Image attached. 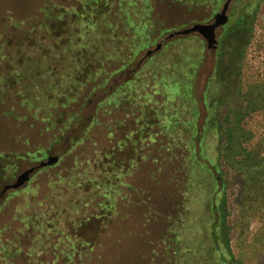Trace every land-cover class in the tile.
<instances>
[{
    "label": "rangeland",
    "instance_id": "obj_1",
    "mask_svg": "<svg viewBox=\"0 0 264 264\" xmlns=\"http://www.w3.org/2000/svg\"><path fill=\"white\" fill-rule=\"evenodd\" d=\"M226 1L120 0L115 65L59 99L37 86L69 71L85 0H0V264H264V0H230L214 48L167 38Z\"/></svg>",
    "mask_w": 264,
    "mask_h": 264
},
{
    "label": "trees",
    "instance_id": "obj_2",
    "mask_svg": "<svg viewBox=\"0 0 264 264\" xmlns=\"http://www.w3.org/2000/svg\"><path fill=\"white\" fill-rule=\"evenodd\" d=\"M118 1L119 3H117ZM114 3L119 4V7L117 8L116 6H113ZM120 6V0H85V3H80V8L76 11V13L83 14L84 11L87 12L79 20V22H77V26L76 22L75 25L72 24V26H75L73 29H71L70 23L65 24L66 26L69 25L67 28L68 30H73L75 32H70L65 40L66 43L60 48L65 49L64 51H66V49L68 50L67 64H63V62L61 63L63 66H66L69 71L61 75V77L60 75H55L53 73L52 75H54V79L52 81L48 82V80H44V83H40L37 86V89L39 88L38 90L40 92L39 96H45L46 98H49L51 95L52 98L60 96L58 97L60 99L63 98L62 96L65 95L64 93H66L68 96L73 95L75 92H77L76 88L78 87L77 85L79 81L77 76H79L78 72L81 71V68H87L92 64L95 65V62H103L104 58L106 59L108 55L111 56L109 57L111 61L108 60V64L115 65L118 59L116 58L118 54L115 50L117 47L123 44L121 41V36L123 35L125 28L132 30L130 20L128 19L129 14ZM128 11H130V9ZM90 14H92V16L98 14L102 15V21L97 22V20H94L93 17L90 19ZM56 20L59 21L57 17H52L49 24L48 22L46 24L44 20L43 22L40 21V29H43L47 34L53 32L54 29L57 28V26H55ZM63 25L64 23H61L60 28H63ZM55 39V36H51L48 40L40 39L42 43L32 47L38 46L40 49L45 50V52L53 54L54 51L52 48H57L55 44H57V46L59 44V42H55ZM13 47L16 48V45L13 44ZM28 47H31V45ZM55 59L56 56H51L50 59H44V61L47 62L35 61L33 63H28V69H26L33 71L32 68H42L40 70L44 74L46 72L45 70H48V64L51 66V68L53 65L57 64V59ZM40 70L38 72H40ZM74 128H76V125ZM114 160L116 159L114 158ZM168 243V249L173 254L175 249H178V242L173 238H169ZM172 264L182 263L179 261H173ZM213 264H224V261H222L220 258L219 261L217 260Z\"/></svg>",
    "mask_w": 264,
    "mask_h": 264
},
{
    "label": "water",
    "instance_id": "obj_3",
    "mask_svg": "<svg viewBox=\"0 0 264 264\" xmlns=\"http://www.w3.org/2000/svg\"><path fill=\"white\" fill-rule=\"evenodd\" d=\"M229 1L230 0H227L224 5H223V8L221 10V13L217 14L216 17L214 18V21L212 23H207V24H204V23H195L193 24L192 26L190 27H186L184 29H180V30H177V31H174L173 33L169 34L167 38H172L174 36H179V35H187V34H190V33H199L200 35L203 36V38L207 41L208 43V46L211 48V47H215L216 46V39H215V29L217 26H219L220 24H223L225 21H226V10L228 8V5H229ZM160 47V44L157 45V48ZM151 51H148V54L150 53ZM56 160V157H53V158H49V161L47 163H52ZM46 163H42V165H45ZM33 170V168L25 171L22 175H20L15 183L11 184V185H8L7 187L9 188H17L19 187L25 180L28 179V174L29 172H31Z\"/></svg>",
    "mask_w": 264,
    "mask_h": 264
},
{
    "label": "crops",
    "instance_id": "obj_4",
    "mask_svg": "<svg viewBox=\"0 0 264 264\" xmlns=\"http://www.w3.org/2000/svg\"><path fill=\"white\" fill-rule=\"evenodd\" d=\"M163 243H165V241H164ZM165 244H166V243H165Z\"/></svg>",
    "mask_w": 264,
    "mask_h": 264
}]
</instances>
